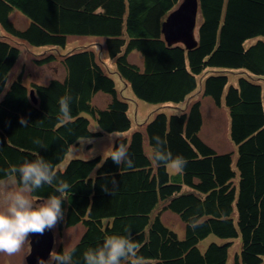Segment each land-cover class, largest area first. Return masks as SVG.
I'll return each instance as SVG.
<instances>
[{"label":"trees","instance_id":"1","mask_svg":"<svg viewBox=\"0 0 264 264\" xmlns=\"http://www.w3.org/2000/svg\"><path fill=\"white\" fill-rule=\"evenodd\" d=\"M180 2L0 0V29L5 33L0 34V181L13 178L11 167L25 160L43 157L52 162L56 180L32 199L60 195V180L71 185L56 229L61 234L66 228H83L69 246L76 247L73 264H83L87 249L109 235H124L126 227L145 264H227L236 239L238 250L230 264H261L264 259V0H197L196 44L189 49L169 45L161 30ZM13 10L27 19L26 27L12 22ZM69 36L103 38L117 75L137 99L150 104L186 101L171 112H153L142 128L117 137L129 146L132 168L104 159L113 144L105 156L71 158L58 168L81 138L131 127L128 102L117 94L96 50L57 48ZM18 42L49 46L52 51L32 60L48 64L59 57L64 75L27 86L19 71L9 80L20 55ZM132 51L140 53L141 65L128 59ZM233 70L241 72L229 84L227 73ZM198 77L201 97L188 101L198 93ZM100 91L109 96L102 107L92 100ZM65 94L72 96L68 124L59 119L58 102ZM205 96L227 110L225 146L200 135L206 125L201 112ZM21 118L28 121L26 126ZM155 136L174 156L186 158L182 174L151 160ZM37 139L46 147L34 143ZM14 184L19 187L15 179ZM167 211L182 222L181 233L163 222ZM208 235L222 241L200 248L198 243ZM67 248L59 244L55 251Z\"/></svg>","mask_w":264,"mask_h":264},{"label":"clouds","instance_id":"2","mask_svg":"<svg viewBox=\"0 0 264 264\" xmlns=\"http://www.w3.org/2000/svg\"><path fill=\"white\" fill-rule=\"evenodd\" d=\"M58 103L59 119L63 124L71 123L72 96L65 94ZM20 123L26 126L28 121L21 118ZM118 139L112 138L113 150L104 159L111 158L118 166L134 167L129 146L118 142ZM153 140L154 146L150 156L156 166H167L174 175L182 174L188 163L186 158L182 155L174 156L160 136L153 137ZM34 143L46 147L38 139ZM10 172L19 187L8 191L10 185L6 181H0V191H3L5 200V206L0 209V253L14 256L22 251L26 242H29L30 235H43L46 230L55 228L63 219V203L67 199L65 194L69 192L71 185L60 180L56 189L60 195H50L37 204L32 195L45 185H52L57 178L52 162L43 157L25 160L18 166H12ZM198 226L199 224L191 225L194 229ZM124 232V235H109L97 247L87 249L82 254L83 264H122V261L125 264H145L143 257L138 255L140 246L133 239L130 227H126ZM75 252V246L60 252H51L45 264H73Z\"/></svg>","mask_w":264,"mask_h":264},{"label":"rangeland","instance_id":"3","mask_svg":"<svg viewBox=\"0 0 264 264\" xmlns=\"http://www.w3.org/2000/svg\"><path fill=\"white\" fill-rule=\"evenodd\" d=\"M196 18H198V11ZM10 19L18 28L20 29L24 28L25 25L22 26V23H24L23 21L24 19L21 17V13H19L17 10L11 11ZM0 34L4 35L5 33L3 30L1 31L0 29ZM17 44L19 45L20 48V55L16 65L13 67V70L10 71L9 80L13 79L14 76L19 71L22 72V80L27 86L30 84V82L35 81L38 83H44L51 77L54 76L62 77L64 75V68L58 63L59 57L56 58V61L50 62L48 64L46 63L36 64L32 60L34 57H38V55L43 56L46 55L47 52L52 51V49H50L49 46H32L24 42H18ZM83 46L93 47L96 50L104 68L113 77L115 81V88L117 94L126 98L129 105L128 113L131 118V127L128 131L122 133L111 132V133H104L103 135L97 138H81L77 144L72 145L70 147L63 161L58 164V168H63L66 162L71 158H75V157L89 158L93 152L94 154L91 157L95 155L105 156L111 150L113 144L112 143L113 137L129 136V134L133 130L142 128L144 122L147 119H149L152 113L155 111L162 110L166 112L167 111L171 112L172 110L176 109L175 106L184 107L186 104V101L177 105L171 103L150 104L145 101L137 99L133 95L130 87L127 84H125V82H123L122 79H120L119 76L117 75L115 71L114 61L107 56V53L103 46V38L101 37L69 36L67 38L66 45L64 47H57V48L60 51L65 52L71 49L81 48ZM53 51L55 53L56 49H54ZM128 59L135 64L138 65L142 64L141 55L137 51L130 52L128 54ZM240 72L241 71L237 72L235 70L228 72L227 73L229 80L228 83L234 84ZM200 86H201V81H200V77H198L197 87L196 90L194 91V92L198 91V93H195L197 95L194 98L190 96L188 101H193L201 97V91H199ZM92 100L97 106L102 107L108 102L109 96L108 94L100 91L93 97ZM202 100H203L202 101L203 106L201 112L203 111V115H205L206 117V125L200 132V135L203 136L205 138L204 140H206L208 143L218 140L217 142L219 143V146H225L227 142L226 140H224L225 137L224 133L220 132L221 117L217 112L214 114L213 112L214 103L209 97L205 96V98H202ZM88 117L91 120V128L93 129L95 124L93 123V120L89 115ZM167 169L170 173H172L168 167ZM2 181H6L10 185L8 191L17 188V186L14 184V179L12 177H8ZM41 202H38L37 204ZM4 206H5L4 193L3 191H0V209H3ZM162 220L166 225L172 227L178 234L181 233L180 230L183 229V226L181 228L182 222L175 214L169 211L164 212L162 216ZM51 230L53 232V237H54L53 247L51 252H54L59 244H61L64 248H67L72 244H74L79 239L83 231V228L80 225H77L71 228L64 229L61 232V234L57 233L56 227ZM210 241L221 242L222 240L214 235H208L206 238L202 239L198 243V245L200 248H204ZM234 242H235L234 245L229 249L227 264L231 263L234 252L238 250L236 249L237 248L236 244L237 245L239 244V239H236ZM28 252H29V242H26L24 248L19 254H16L14 256H7L4 253H0V264H27L25 260V256L28 254ZM48 258L46 259V261H48ZM45 262L43 264H45ZM261 264H264V259Z\"/></svg>","mask_w":264,"mask_h":264},{"label":"water","instance_id":"4","mask_svg":"<svg viewBox=\"0 0 264 264\" xmlns=\"http://www.w3.org/2000/svg\"><path fill=\"white\" fill-rule=\"evenodd\" d=\"M197 0H181L162 23V33L170 45L181 43L189 49L196 44ZM34 101L33 90H30ZM43 200L36 199V202ZM53 232L46 230L43 235H30L29 252L25 256L27 264H43L53 247Z\"/></svg>","mask_w":264,"mask_h":264},{"label":"crops","instance_id":"5","mask_svg":"<svg viewBox=\"0 0 264 264\" xmlns=\"http://www.w3.org/2000/svg\"><path fill=\"white\" fill-rule=\"evenodd\" d=\"M11 13V12H10ZM21 17L24 19L23 21H24V23H22V26H27V23H28V21H27V19L24 17V16H22L21 15ZM22 21V22H23ZM24 26V27H25ZM18 61V60H17ZM17 61H16V63H17ZM16 63L14 64V66L16 65ZM13 66V67H14ZM12 70H13V68H12ZM203 101V100H202ZM214 103V102H213ZM202 106H203V103H202ZM214 108H213V112H214V114L217 112L218 114H219V116L221 117L220 118V121H221V125H220V132H223L224 133V136H226L225 134H226V130H227V128H228V116H227V110H226V108H225V106L223 105V104H221V105H219V106H216L215 104H214V106H213ZM203 112V111H202ZM220 114H222V115H220ZM205 116V115H204ZM205 119H206V117H205ZM224 140H225V137H224Z\"/></svg>","mask_w":264,"mask_h":264}]
</instances>
